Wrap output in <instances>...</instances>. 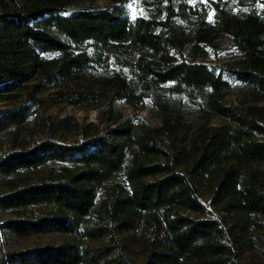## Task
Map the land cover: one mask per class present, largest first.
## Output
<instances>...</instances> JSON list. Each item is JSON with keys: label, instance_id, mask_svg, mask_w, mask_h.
<instances>
[{"label": "trees", "instance_id": "1", "mask_svg": "<svg viewBox=\"0 0 264 264\" xmlns=\"http://www.w3.org/2000/svg\"><path fill=\"white\" fill-rule=\"evenodd\" d=\"M107 1L0 0V102L38 81L0 111V264H264V0ZM220 36L231 58L208 60ZM234 84L255 103L228 105Z\"/></svg>", "mask_w": 264, "mask_h": 264}, {"label": "rangeland", "instance_id": "2", "mask_svg": "<svg viewBox=\"0 0 264 264\" xmlns=\"http://www.w3.org/2000/svg\"><path fill=\"white\" fill-rule=\"evenodd\" d=\"M83 4L87 6H92L95 8H103L108 4L107 0H82ZM218 43V54L216 57L210 55L208 57V60H215L217 61H226L231 58V52H230V45L228 40L220 36L217 40ZM37 80H32L29 83L26 84V87L24 89H21L19 91H16L14 93V98L11 100L1 101L0 102V111L12 109L20 106L24 102H30V96L31 91L33 88V84L37 83ZM77 89V85L74 83H66L64 85H61L59 88H47L45 91L41 94L35 95L36 98L41 100H48L52 95H54L57 91H67V90H74ZM226 103L231 106L238 107L240 109H243L247 107L248 105H252L255 103L254 96L250 94V92L243 86L234 84L230 94L225 99ZM259 104H264V102H261ZM38 116L37 118H40V120H52V119H61L64 117H72L74 118L79 124L87 125L89 123H99V110H79L75 109L73 107H69L67 105H56V106H49V104H41L38 106ZM131 108L127 106L124 103L118 104L116 110L114 111V114L112 116H109L107 114L101 115V119L106 124L108 118H115L118 113L123 114L124 116H128L131 113ZM140 116H142L147 122L158 125L160 123V118L158 114L151 110L150 108L146 107L139 113ZM109 116V117H108ZM183 119L188 123H202L206 122L211 126H217L223 124V120L220 118L212 117V116H206L204 114H200L196 111H188L183 113ZM26 129L28 130L27 142L28 144H32L39 140V135L35 134V119H32L28 122ZM14 128L12 129V131ZM32 135V136H31ZM62 141H66L67 143H72L73 141L77 140V137L73 136L72 134H66L61 138ZM9 144V135L0 136V152H5L8 149ZM31 241H22V242H16L10 250H14L22 248L28 244H30Z\"/></svg>", "mask_w": 264, "mask_h": 264}]
</instances>
